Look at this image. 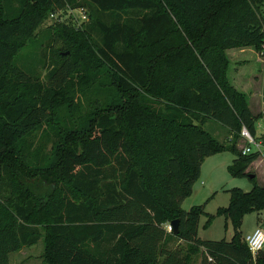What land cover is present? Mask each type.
I'll use <instances>...</instances> for the list:
<instances>
[{
  "label": "trees",
  "instance_id": "16d2710c",
  "mask_svg": "<svg viewBox=\"0 0 264 264\" xmlns=\"http://www.w3.org/2000/svg\"><path fill=\"white\" fill-rule=\"evenodd\" d=\"M263 2L0 0V264L41 238L42 264H190L197 253L199 264H264V247L252 258L239 231L244 214L264 210V186L254 176L248 191L227 189L226 206L213 215L202 204L180 207L204 157L231 152L232 177H247L257 158L241 155L236 139L242 126L255 137L263 112L252 114L229 82L224 50L261 51ZM64 8L83 9L86 20L79 30L57 21L44 27L39 42L59 41L60 62L40 81L12 58ZM102 72L103 104L57 133L34 165L26 135L48 123L70 84ZM208 120L232 135L228 143L203 128ZM45 179L52 183L42 201ZM200 215L203 228L213 216L228 220L230 239H199ZM171 220L176 227L166 232ZM173 240L187 244L184 254L168 246Z\"/></svg>",
  "mask_w": 264,
  "mask_h": 264
},
{
  "label": "rangeland",
  "instance_id": "374dc122",
  "mask_svg": "<svg viewBox=\"0 0 264 264\" xmlns=\"http://www.w3.org/2000/svg\"><path fill=\"white\" fill-rule=\"evenodd\" d=\"M260 11L264 18V2L260 6ZM55 21L74 30H79L82 27V19L77 10L64 8L58 12L56 17H50L48 14L40 26L35 28L34 35L23 41L18 52L12 58V63L15 66L27 73L36 75L40 81L45 80L46 69L49 66L57 65L60 62L59 56L55 54L59 47V41H55L51 45L45 39L39 42L46 30L44 27ZM91 35L96 39L95 33L92 32ZM224 55L228 61L225 74L229 82L244 94L247 106L254 115L258 111L259 114L262 113L264 111V40L260 52H256L252 47L228 48L224 50ZM75 80L74 78L73 81ZM101 83L107 84L104 72L93 82L87 79L84 85L82 83L70 84L64 93L58 95L48 123H41L25 137L26 151L34 165L39 166L43 163L50 152L51 143L57 138V133L74 127L80 120L86 119L92 114V111L103 104L108 91L100 87L102 86ZM259 90L262 91L263 96H259ZM254 127L257 135L264 133V120L261 116L255 119ZM203 128L213 138L221 142L228 143L232 136L227 133L224 127L212 120L204 122ZM257 135L255 138L261 139ZM236 140V147L240 149L244 145V141L238 136ZM233 157L229 151L204 157L199 166L198 177L191 185L190 194L181 201L180 207L188 209L191 205L202 204L203 211L213 215L217 207L226 206L228 201L227 189L238 187L242 191H248L252 182L246 176L232 177L226 172V166ZM245 172L252 173L255 177V183L264 186V153L259 155L257 160L246 168ZM32 176L29 180L33 178L42 180V177ZM51 183L45 179L40 184L41 188L39 189L41 191L39 194L42 201L47 198ZM205 219L204 215H200L198 219L196 235L199 239H230L232 230L228 220L222 216H213L209 225L203 228ZM255 220L261 222L258 227L264 231V210L252 211L244 214L241 218L239 226L241 237L252 230ZM168 246L179 248L180 254H184L187 248V244L180 240H173ZM42 250L43 240L41 238L35 244L23 247L22 254L12 258V263L42 264ZM199 260L200 254L197 253L191 257L190 264H199Z\"/></svg>",
  "mask_w": 264,
  "mask_h": 264
},
{
  "label": "built area",
  "instance_id": "2783aa9c",
  "mask_svg": "<svg viewBox=\"0 0 264 264\" xmlns=\"http://www.w3.org/2000/svg\"><path fill=\"white\" fill-rule=\"evenodd\" d=\"M72 10H77L79 12L82 19L81 22L86 20L85 12L83 9L76 8ZM57 14L58 13L50 14V17H56ZM261 117L264 120V111ZM239 137L244 141V145L239 149L241 155L256 153L258 157L259 155L264 153V137H262L261 139L252 137L243 126L240 127ZM171 229L172 228L169 223L164 224V230L166 232H170ZM242 240L246 245L251 257L254 258L256 253L264 247V231L259 227H255L249 233L242 236Z\"/></svg>",
  "mask_w": 264,
  "mask_h": 264
},
{
  "label": "crops",
  "instance_id": "0c3cea01",
  "mask_svg": "<svg viewBox=\"0 0 264 264\" xmlns=\"http://www.w3.org/2000/svg\"><path fill=\"white\" fill-rule=\"evenodd\" d=\"M258 94H259V96H263V93H262V91L261 90H259V92H258ZM249 108V107H248ZM249 110H250V108H249ZM250 112H251V110H250ZM252 113V112H251ZM257 113H259V111L257 112ZM256 113V114H257ZM253 114V113H252ZM257 134L255 133V136H256ZM257 137L258 138H262V137H264V133H260V134H258L257 135ZM258 158V157H257ZM257 158L255 159V160H257ZM254 160V161H255ZM254 161H252L250 164H252ZM261 222H259L258 220H255V224H254V227H252V229L253 228H255V227H258V225L260 224ZM198 226V225H197ZM197 231V230H196ZM249 233V232H248ZM247 234V233H246ZM22 249H23V247L22 248H20L19 250H17V251H15V252H12V253H10L9 255H8V261H9V263L10 264H13L12 263V258H15V257H17V256H19V255H21L22 254ZM20 261V260H19ZM20 264H22V263H20Z\"/></svg>",
  "mask_w": 264,
  "mask_h": 264
},
{
  "label": "water",
  "instance_id": "95a60500",
  "mask_svg": "<svg viewBox=\"0 0 264 264\" xmlns=\"http://www.w3.org/2000/svg\"><path fill=\"white\" fill-rule=\"evenodd\" d=\"M254 175L252 174V173H248L247 174V178H252ZM176 223H177V221L176 220H171L170 222H169V225L171 226V228H173V230L175 229V227H176Z\"/></svg>",
  "mask_w": 264,
  "mask_h": 264
}]
</instances>
